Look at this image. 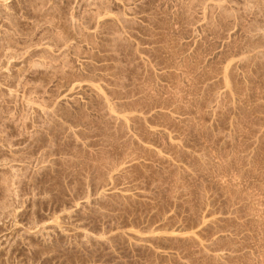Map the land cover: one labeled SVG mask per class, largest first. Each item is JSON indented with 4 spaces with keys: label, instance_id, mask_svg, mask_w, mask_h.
I'll use <instances>...</instances> for the list:
<instances>
[{
    "label": "rangeland",
    "instance_id": "1",
    "mask_svg": "<svg viewBox=\"0 0 264 264\" xmlns=\"http://www.w3.org/2000/svg\"><path fill=\"white\" fill-rule=\"evenodd\" d=\"M0 264H264V0H0Z\"/></svg>",
    "mask_w": 264,
    "mask_h": 264
}]
</instances>
